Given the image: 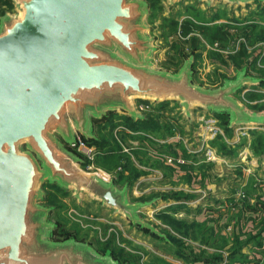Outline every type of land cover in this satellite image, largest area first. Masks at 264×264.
Wrapping results in <instances>:
<instances>
[{"label":"water","instance_id":"1","mask_svg":"<svg viewBox=\"0 0 264 264\" xmlns=\"http://www.w3.org/2000/svg\"><path fill=\"white\" fill-rule=\"evenodd\" d=\"M13 14L0 16V264H120L74 238L52 240L51 208L43 205L44 182L87 194L131 224L164 237L137 214L156 198L129 202L118 188L80 166L67 145L77 133L95 139L92 120L121 110L141 115L133 99L179 101L225 113L227 126L264 125L235 95L264 78L245 69L216 88L192 81L193 56L177 73L148 64L144 0H11ZM173 1V0H169ZM244 5L256 0H199Z\"/></svg>","mask_w":264,"mask_h":264},{"label":"rangeland","instance_id":"2","mask_svg":"<svg viewBox=\"0 0 264 264\" xmlns=\"http://www.w3.org/2000/svg\"><path fill=\"white\" fill-rule=\"evenodd\" d=\"M144 1L145 34L152 47L147 57L150 67L177 73L184 60L193 56L192 81L207 88L233 79L241 69L252 77L264 78V0L244 5ZM15 12L13 3L0 0V16ZM235 97L250 111L264 113V86L249 88ZM132 101L141 121L133 123L121 110L92 120L97 142L89 145L91 157L82 153V162L85 170L113 181L118 188L127 185L129 202L156 198L153 210L137 214L154 224L164 237L131 224L87 194L78 200L71 189L44 182L41 203L51 208V239L87 242L120 264H224L194 259L193 252L201 247L206 252L223 253L226 244L220 234L200 231L193 224L194 217H184L174 208L220 204L237 210L236 206H264V169L252 163V159L264 157V125L229 129L225 113L195 107L187 117L179 101L158 105L149 99L152 104L144 110L139 109L141 101ZM194 173L196 176L189 180ZM215 176L223 192L231 185L229 177L237 180L229 198H217L211 192ZM253 209L256 212L260 208ZM250 243L254 240H246L244 247L249 249ZM234 246L233 241L230 248ZM263 246L258 243L251 251L252 258L242 263L264 264Z\"/></svg>","mask_w":264,"mask_h":264},{"label":"crops","instance_id":"3","mask_svg":"<svg viewBox=\"0 0 264 264\" xmlns=\"http://www.w3.org/2000/svg\"><path fill=\"white\" fill-rule=\"evenodd\" d=\"M252 163H253V166H257L259 168V166L261 165L260 168L264 169L263 167L264 157L261 159H258V158L252 159ZM192 176H196V173H194ZM216 176L212 178L213 180H211V183H210V185L212 186L211 192L214 193L217 198L218 197L229 198L232 192L231 188H233L234 186L232 185V183L236 182L237 180L235 178L233 179L232 177L231 178L229 177L231 185H229L227 190H225L227 192H223V190L220 188V185H218ZM191 178L192 177H189V180ZM229 179L226 181H229ZM204 183L201 182L202 185H204ZM262 197L264 198V192H263ZM226 200L229 201L228 199ZM262 200L264 202V199ZM194 207L195 208H192L190 206H179V208H174V209L178 213L181 212L184 215V217L186 216L189 218L194 217L196 222H199L202 225L211 227L213 230V234H220L219 236L227 241L225 248H224L226 249V251L221 253L224 257V260L227 259V255L229 253L228 248L231 247V243L233 244V241L235 239V238H232L233 235H235L236 237H238L239 239L243 241L246 240L248 236L252 238L255 235L257 236L259 235V239L258 237H254V239H252L254 240L253 244L251 243L248 244L249 249L248 247H244V246H247L246 244H244L240 248V251L241 252L243 251V253L247 255L246 260H250V258H252L251 251H254V247L258 244V241L262 243V245H264V212H263L264 206H260V207L258 206H236L238 208L237 210H235L236 208H233L232 206H224L220 204H218V206H194ZM253 208H256V209L260 208V209L259 210L257 209V211L255 212ZM188 209H193V210L189 211L190 213H186L185 210H188ZM242 216L244 217L245 220L242 218ZM263 249H264V246H263ZM232 264H243V263L241 261H234Z\"/></svg>","mask_w":264,"mask_h":264},{"label":"trees","instance_id":"4","mask_svg":"<svg viewBox=\"0 0 264 264\" xmlns=\"http://www.w3.org/2000/svg\"><path fill=\"white\" fill-rule=\"evenodd\" d=\"M7 1V3H12V1L11 0H6ZM256 2V1H255ZM246 70V69H245ZM246 72H248L247 70H246ZM260 86H264V82H262L261 83V85ZM259 86V87H260ZM255 88H258V87H251V89H255ZM251 91V90H250ZM139 101H141V102H145V103H148L147 102V100H139ZM165 102H169V100H166V101H160V102H156V103H158V105L159 104H162V103H165ZM217 114V113H216ZM219 115L220 114H222V113H218ZM127 117H129L130 119H132L133 120V123H137V122H139V121H141V119H133L132 117H130V116H128L127 115ZM224 118H226V119H228V116L226 115V116H224ZM230 129V128H229ZM83 138V137H82ZM83 140L85 141V143L89 146V145H92L93 143H95V142H97V139L95 138V139H85V138H83ZM75 154H77L82 160H84V155L81 153V152H77L76 150H72ZM81 167L82 168H84V166H83V162H81ZM192 173V172H191ZM192 175L193 174H190V176L192 177ZM189 176V177H190ZM49 185H53L54 183H48ZM55 186V185H54ZM56 187L58 188V189H60V187L56 184ZM171 219H173V218H171ZM174 221V220H173ZM193 224L197 227V228H199L200 229V231H209L210 232V234L211 235H213V230H212V228L211 227H208V226H205V225H202L201 223H199V222H196V221H194L193 222ZM146 230V229H145ZM149 231V230H148ZM150 232V231H149ZM150 234H152V235H156V234H153V233H151L150 232ZM204 234V233H203ZM158 236V235H157ZM248 237H250V236H248ZM247 237V239L246 240H248V239H254V237H250V238H248ZM258 237V239H259V235L257 236ZM160 238H162V237H160ZM222 240H223V242H225L224 244H226V240H224L223 238H222ZM246 240H241V239H239L238 237H235V239H234V243L236 244V247L234 246V247H232V248H228L229 249V253H228V255H227V261L226 260H224V257H223V255L220 253V252H218V253H211V252H206V250L204 249V248H200L198 251H194L193 252V254H192V256L194 257V259L195 260H198V262H200V263H205V262H223V261H225L224 262V264H232L234 261H244L245 259H246V255L244 254V253H242L241 251H240V248L245 244V241ZM258 243H260L259 241H258ZM165 244H167V245H170V242H168V241H166L165 242ZM111 256V255H110Z\"/></svg>","mask_w":264,"mask_h":264},{"label":"built area","instance_id":"5","mask_svg":"<svg viewBox=\"0 0 264 264\" xmlns=\"http://www.w3.org/2000/svg\"><path fill=\"white\" fill-rule=\"evenodd\" d=\"M153 102H157V101H153ZM152 104V102H149V103H145V102H140V105H139V109L140 110H144L146 109V106H149ZM67 147L70 149V150H76L77 152H81V153H84L86 156L88 155L89 157L92 156V147L90 148L86 143L85 141L83 140L82 136L79 135V134H76L75 136V140L71 143V144H68ZM84 155V156H85ZM243 197V195L241 196ZM241 197H238V198H241ZM234 208V206H232Z\"/></svg>","mask_w":264,"mask_h":264}]
</instances>
